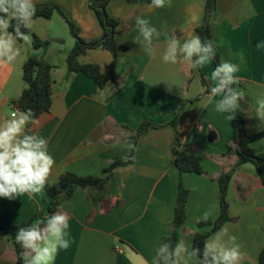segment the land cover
Instances as JSON below:
<instances>
[{"label": "crops", "instance_id": "crops-1", "mask_svg": "<svg viewBox=\"0 0 264 264\" xmlns=\"http://www.w3.org/2000/svg\"><path fill=\"white\" fill-rule=\"evenodd\" d=\"M207 2L171 0L170 7L150 9L149 3L113 0L108 13L119 24V59L115 80L103 88L82 73H68L67 58L76 40L59 14L36 19L32 30L42 41H52L47 50H35L31 36L30 44L17 42V59L0 67V120L16 112L13 104L26 87L23 65L30 56L43 57L54 67L51 110L37 119V125L29 126L48 140V151L55 160L47 182L50 185L67 172L101 175L115 159L127 161L123 159L128 154L124 141L142 121L164 125L139 140L134 163L116 169L108 184L79 189L61 206L70 216L72 244L59 252L55 264H152L155 249L171 232L179 189L173 154L176 133L168 123L186 101L195 100L182 110L178 147L194 151L206 174L183 177L190 194L180 239L193 245L195 233L210 229L198 227L205 211L211 212L208 221L218 219L220 188L215 180L232 170L238 157L232 121L226 119L227 113L214 110L219 97L213 103L207 100L208 90L215 84L208 75L215 67L214 61L199 69H192L187 62L165 63L167 45L163 36L154 41L152 56L132 42L137 35L136 17L148 19L157 29H166L181 41L197 34L205 22ZM89 3L35 0L36 6H58L80 29L82 37L91 41L100 39L103 29ZM210 23L221 58L239 64L240 82L250 85L238 89L245 96L240 104L250 118L249 133L264 132L255 111L257 101L264 99V48L256 47L264 41V0H218ZM112 61L113 55L105 49L91 50L80 58L82 64H97L103 70ZM202 77L209 86L202 84ZM211 133L215 140H211ZM252 148L264 154V139ZM228 199L234 220L223 227L241 246L240 264H258L264 248V186L252 164L236 170ZM47 205L45 192L35 199L27 194L15 200L0 197V224H19L36 212L43 218L48 215ZM0 264H17L12 240L3 232Z\"/></svg>", "mask_w": 264, "mask_h": 264}, {"label": "clouds", "instance_id": "clouds-1", "mask_svg": "<svg viewBox=\"0 0 264 264\" xmlns=\"http://www.w3.org/2000/svg\"><path fill=\"white\" fill-rule=\"evenodd\" d=\"M171 0H151L150 9L170 7ZM36 23L35 0H0V67L12 64L20 55L18 41L31 43V32ZM137 35L132 41L138 44L148 56L155 53L154 41L165 38L166 49L163 54L165 63L183 64L187 62L192 69L211 64L216 58V44L212 39H202L193 34L182 41L176 35H169L166 29H157L148 19L136 17ZM11 29V31H9ZM256 47L264 48V41ZM241 63L243 56H241ZM241 67L230 60L221 59L211 72L214 86L208 90L207 100L213 103L218 113H227L226 119L235 118L245 99L244 93L235 86L240 83L237 75ZM256 117L264 125V99L257 101ZM31 110L16 111L11 118L0 120V197L15 200L27 194L35 199L46 188L55 165L48 151V140L30 128L37 125ZM264 130V127H261ZM127 155L133 158L136 151L134 143L125 139ZM211 212L205 211L200 218L207 222ZM70 216L62 208L36 219L27 227H21L15 234V241L22 248L20 260L23 264H55L61 250H67L72 239L69 232ZM243 257L241 246L236 237L228 234L222 227L204 241L202 248L190 245L179 239L161 242L155 249L152 264H240Z\"/></svg>", "mask_w": 264, "mask_h": 264}, {"label": "trees", "instance_id": "trees-1", "mask_svg": "<svg viewBox=\"0 0 264 264\" xmlns=\"http://www.w3.org/2000/svg\"><path fill=\"white\" fill-rule=\"evenodd\" d=\"M113 0H90V8L95 12L98 20L103 29V36L97 40L88 41L82 37L80 29L71 22L64 12L56 5L42 4L36 6V19L45 18L51 19L55 14L62 16L68 23L70 32L75 38V46L70 51L67 58L68 73L77 74L82 73L86 77L92 79L100 88L105 87L107 84L113 82L116 78V70L118 65V44L116 41L118 22L113 19L108 13V6ZM130 4H138L141 2L149 3L151 0H125ZM217 0H208L206 4V18L204 24L196 30L197 34L202 39H212V33L210 28V18L213 12L216 10ZM11 31V29H9ZM33 37V47L35 50L44 49L47 50L51 44V40L42 41L36 34L31 32ZM96 49L108 50L113 55V61L110 66L103 70L97 64H82L80 58L85 56L89 51ZM221 60L220 54L216 49V58L214 59L215 66ZM54 67L46 61L43 57L30 56L23 65V80L25 82V89L21 97L13 104L19 111L31 110L34 119L37 120L43 114L49 113L52 107V71ZM202 84L206 86L205 79L202 77ZM237 89L241 87V82L235 86ZM195 101V100H194ZM186 101L181 104L177 114L173 120L168 123L175 130V145L173 147L175 166L179 172V189L176 200L175 216L172 225V229L169 235L164 238L165 241H171L175 244L180 239V234L184 229V225L187 219V204L189 200V190L184 186L183 177L185 174H197L204 175V170L197 154L191 150L179 149V124L181 119L182 110L189 102ZM232 121L234 129V143L236 145V154L238 157L237 164L227 173H223L215 181L220 188L219 202H220V215L215 222H203L198 224L200 229L209 227L207 232H197L193 238V245L202 248L203 243L209 237L213 236L218 230H220L228 222H232L234 219L230 215V203H229V190L230 184L233 179V175L236 170L244 164H252L261 182L264 186V154H257L252 144L264 139V132L251 135L248 130L250 123L249 115L246 111L240 108ZM164 125L152 124L148 121H142L139 126L133 131V135L129 137L132 143L137 148L139 140L146 135L150 130L160 129ZM129 128V127H125ZM215 136L211 133V140H215ZM136 151L131 153L133 158L127 161L115 159L113 163L102 171L101 175H89L79 176L72 172L63 174L55 184H48L44 192L48 198V215L71 199L79 189H86L90 187H101L108 184L114 177L115 170L133 164L135 161ZM36 219H41L39 213L22 223L15 225L0 224V232H3L10 236L14 251L17 256V264H23L20 260V253L23 251L20 245L15 241V234L21 227H27ZM258 264H264V248L258 256Z\"/></svg>", "mask_w": 264, "mask_h": 264}, {"label": "rangeland", "instance_id": "rangeland-1", "mask_svg": "<svg viewBox=\"0 0 264 264\" xmlns=\"http://www.w3.org/2000/svg\"><path fill=\"white\" fill-rule=\"evenodd\" d=\"M217 6H218V0H217ZM217 6H216V9H217ZM214 12H215V11H214ZM214 12H213V13H214ZM205 16H206V14H205ZM210 19H211V18H210ZM210 25H211V23H210ZM210 28H211V26H210ZM216 49H217V51H218L219 54H220L221 52H220V50L218 49V47H216ZM225 52H226V51H225ZM33 53H34V52H33ZM226 54H227V52L225 53V55H226ZM33 56H36V54H33ZM220 57H221V56H220ZM221 59H222V58H221ZM230 61H232V59H230ZM214 65H215V63H214ZM208 75L211 76V74H210L209 71H208ZM204 76H205V75H204ZM208 82H209V81L205 78V83H206L205 85H206V86H209V85H208ZM249 87H250V85H247L246 83H241V87H240V88L248 89Z\"/></svg>", "mask_w": 264, "mask_h": 264}, {"label": "built area", "instance_id": "built-area-1", "mask_svg": "<svg viewBox=\"0 0 264 264\" xmlns=\"http://www.w3.org/2000/svg\"><path fill=\"white\" fill-rule=\"evenodd\" d=\"M16 111H18V109L16 108Z\"/></svg>", "mask_w": 264, "mask_h": 264}]
</instances>
